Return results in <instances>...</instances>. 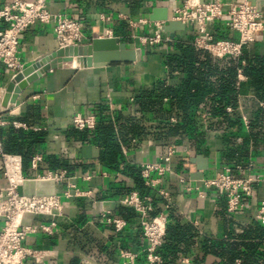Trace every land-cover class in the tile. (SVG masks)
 I'll return each instance as SVG.
<instances>
[{
    "label": "crops",
    "instance_id": "0c3cea01",
    "mask_svg": "<svg viewBox=\"0 0 264 264\" xmlns=\"http://www.w3.org/2000/svg\"><path fill=\"white\" fill-rule=\"evenodd\" d=\"M11 0H0V8ZM31 1V0H27ZM209 1V0H205ZM225 9L229 3L241 0H221ZM184 0H49L51 12L62 13L83 23L84 39L82 45L89 44L93 38L104 37L107 31L117 36L137 50V60L128 63H108L104 66H82L86 63L78 57L63 63L61 67L48 70L41 77L28 83L19 93L12 111L3 113L7 124L0 126V187L8 180L2 168V155H13L18 160V168L23 177L36 178L48 173H64L57 182V193L63 194L68 189L72 194L76 189L82 195L62 197L63 211L59 216L34 215L27 222L34 225L55 221L52 233L37 231L27 235L24 244L43 253L44 257L36 260L28 257L23 264H70L74 259L79 264H146V239L143 236L140 217L121 210L120 200L135 190L133 178L126 169L140 166L145 162L158 160L166 152L168 145L178 148L170 167L173 174H165L162 182L151 190L156 195L157 188L169 192L171 208L163 206L160 213L172 214V220L181 225L190 226L188 240L176 246L179 250L187 249L188 254L178 252V258L171 264H179L182 258H189L193 264H225V259L211 252H205L204 246H219L221 249L228 241L239 239L244 228L254 218L253 210H241L230 213L227 210L226 197L216 190H209L205 197L195 193H186L177 181V175H183L194 183L199 182L197 175L213 177L224 166L231 168L236 177L252 175L259 177L254 184L251 202L256 205L264 200V120L262 125L250 128V120L258 107L264 108V101L252 91L247 77L238 72V113L244 123V132L227 144L230 133L225 124L216 123L208 129L203 141H196L193 135L182 134L169 140L156 141L149 134L133 138L129 145L121 143L123 161L118 169L108 168L99 160L100 147L88 140H82L79 133H73L72 118L75 114H96L97 106H108L109 117L115 122V115L124 117L142 116L136 112L134 97L142 90L154 88L158 80L167 79L170 69L166 58L176 53L175 42L193 41L194 32L189 28L175 29L172 39L164 29L162 34L169 40L162 39L156 44H145L141 37L159 32L154 21L146 18L154 7H166L169 17L181 7ZM146 19V23H138ZM131 21L138 23L131 24ZM4 23L0 22V29ZM216 35L237 39L238 34L219 20L212 25ZM59 49L51 24L36 23L30 25L21 35L18 45V57L25 68ZM250 55L264 54V32L249 44ZM79 62L75 64V62ZM14 70L7 69L0 62V85L7 87L12 81ZM178 75V71L175 72ZM166 100V99H165ZM231 107L227 111H231ZM143 123L152 127L156 123L153 114L142 116ZM207 126L211 119L206 115ZM177 121L176 113L170 116ZM16 121L22 125L13 124ZM11 130H22L26 139L29 132L42 133L41 139L33 147V155L24 162L21 154L5 149V140ZM80 130V129H79ZM90 130V129H88ZM93 129L90 130V132ZM90 135V134H89ZM229 148H237L240 161L228 162L225 158ZM25 151V149H24ZM41 156L36 168L32 159ZM205 158L206 168L201 170L202 162L197 157ZM71 168L68 170V167ZM156 176V173H153ZM75 184L73 188L71 185ZM130 190V191H129ZM109 217L126 221L125 226L116 231L112 223L107 222L104 212ZM159 213V214H160ZM152 217V213H150ZM3 224L0 218V226ZM264 250V242L259 246ZM241 250H245L241 246ZM122 251L135 255L128 259ZM257 260L259 259L256 257ZM258 261L261 262V259ZM232 264H242L236 258Z\"/></svg>",
    "mask_w": 264,
    "mask_h": 264
},
{
    "label": "built area",
    "instance_id": "2783aa9c",
    "mask_svg": "<svg viewBox=\"0 0 264 264\" xmlns=\"http://www.w3.org/2000/svg\"><path fill=\"white\" fill-rule=\"evenodd\" d=\"M49 0H11L0 8V22L4 27L0 29V62L7 69L14 70L15 74L24 67L19 61L18 45L22 33L36 23L51 24L55 33L59 48L82 45L84 39L83 23L62 13L51 12L48 6ZM169 19L181 21L186 28L193 30L194 38L192 44L209 51L213 56L222 58L224 56L238 57L243 48L253 43L259 33L264 32V5L257 9L251 0L231 2L225 9V3L221 0H209L203 3L200 0H184L181 7L177 8ZM224 20L225 25L231 31L238 34L237 39L216 38L212 31V25ZM146 19H140L138 23H146ZM131 21V24L136 25ZM160 30L154 35L141 37L145 44L159 43L163 38L162 30L165 21H154ZM113 36L107 31L104 37ZM164 39L169 40V37ZM241 72V71H240ZM5 87L0 85V126L8 123L1 112V102ZM9 107V106H8ZM14 107H9V112ZM16 126L22 125L13 121ZM72 125L80 130L94 129L96 125L95 114L77 113L72 118ZM178 148L170 144L166 152L159 154L158 160L145 162L140 165L141 175L149 187H155L162 182L165 174H173L170 163L177 154ZM2 155V168L8 183L0 187V218L3 224L0 226V264H23L28 257L40 260L43 253L31 249L24 244L28 234L41 231L52 233L56 222L40 223L34 225L27 222L34 215L59 216L63 211L62 197L82 195L76 189L72 194L68 189L63 194L56 193L50 196H26L18 193V186L22 184L23 177L18 168V160L13 155ZM41 160L40 155L32 159V166L37 167ZM156 173V176H153ZM64 173H48L36 178H53L56 183L64 178ZM259 177L252 175L236 177L232 174L229 166H224L222 171L213 177L201 178L194 183L191 179L177 175V181L182 185L184 192L195 193L198 197H205L209 190H216L226 197L227 210L235 213L241 210H253L254 218L264 224V200L254 205L251 198L254 195V184ZM73 188L75 184L71 185ZM156 195L165 201V209L171 208L169 192L165 188H157ZM120 202L132 207L140 217V225L147 245L144 250L146 264H163V259L158 253L162 245V239L166 231L167 216L160 213L150 216L153 211L152 197L150 195L140 196L137 191L123 197ZM109 211L103 213L107 222L112 223L116 231L121 230L126 221L120 218L107 216ZM122 256L128 259L135 255L122 251ZM179 264H193L189 258H182Z\"/></svg>",
    "mask_w": 264,
    "mask_h": 264
},
{
    "label": "trees",
    "instance_id": "16d2710c",
    "mask_svg": "<svg viewBox=\"0 0 264 264\" xmlns=\"http://www.w3.org/2000/svg\"><path fill=\"white\" fill-rule=\"evenodd\" d=\"M214 35L216 38H227L224 35ZM174 46L177 52L166 58L170 69L169 77L158 80L154 88L142 90L134 97L138 114L155 115L157 121L154 126L147 127L142 116L137 115L124 117L116 114L114 122L109 117L108 106L105 104L97 106L96 125L91 132L72 126V132L79 133L82 140L99 145V160L104 166L118 169L123 161L121 143L129 145L133 138H141L147 134L159 142L182 134L193 135L196 141H203L206 131L218 123L227 127L230 136L226 141L227 144H232L238 135L243 134L245 127L237 111L239 70L247 77L253 93L264 101V54L250 55L248 46H245L238 57L228 55L219 58L207 50L195 47L192 41L175 42ZM176 71L178 75L175 74ZM228 107L232 109L230 112L227 111ZM174 112L177 116L176 122L170 120ZM254 114L249 123L251 130L263 124L264 108L258 107ZM206 115L211 119L218 118V121H209L207 126ZM41 135L42 133L31 131L28 133V140L22 130H11L5 140V149L21 154L26 163L32 157L33 147L39 142ZM237 151V148H229L226 160L240 161L242 156ZM70 168L69 166L68 170ZM126 171L134 181L130 190L137 191L140 196L150 195L153 205L151 213L153 216L159 214L165 201L146 185L141 175V167L130 166ZM122 209L139 216L132 207L123 205ZM171 218L172 214H169L162 245L158 249L163 264L173 263L178 258V252L188 254L186 248L179 250L176 245L188 240L190 226L181 225ZM238 236L242 241L224 242L222 249V243L212 247L205 245L204 250L224 258L225 264H232L236 258H240L242 264H264V250L258 249L264 242V224L253 218ZM241 246L245 250H241ZM70 264L79 263L74 259Z\"/></svg>",
    "mask_w": 264,
    "mask_h": 264
},
{
    "label": "water",
    "instance_id": "95a60500",
    "mask_svg": "<svg viewBox=\"0 0 264 264\" xmlns=\"http://www.w3.org/2000/svg\"><path fill=\"white\" fill-rule=\"evenodd\" d=\"M257 9H261L264 0H251ZM201 3L205 0H200ZM146 18L151 21H165L164 29L173 39L175 29L184 30L186 27L181 21L169 19L166 7H154ZM74 57L85 60L82 66L100 67L108 63H128L137 60V50L121 41L117 36L96 37L89 44L59 48L50 55L26 66L17 72L13 80L7 85L1 102V112L9 111V104H14L19 93L28 83L41 77L48 70L61 67L63 63L73 61ZM202 162L201 170L206 168L205 158L197 157ZM198 179L203 178V173L197 175ZM20 195L26 196H50L57 193V183L53 178H25L17 188Z\"/></svg>",
    "mask_w": 264,
    "mask_h": 264
},
{
    "label": "rangeland",
    "instance_id": "374dc122",
    "mask_svg": "<svg viewBox=\"0 0 264 264\" xmlns=\"http://www.w3.org/2000/svg\"><path fill=\"white\" fill-rule=\"evenodd\" d=\"M78 63H79V62H77V61L75 62V64H78Z\"/></svg>",
    "mask_w": 264,
    "mask_h": 264
}]
</instances>
